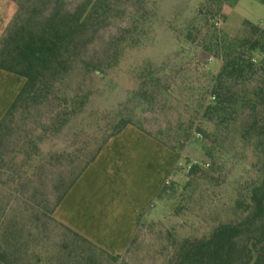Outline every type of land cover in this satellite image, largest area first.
<instances>
[{"label": "trees", "instance_id": "trees-1", "mask_svg": "<svg viewBox=\"0 0 264 264\" xmlns=\"http://www.w3.org/2000/svg\"><path fill=\"white\" fill-rule=\"evenodd\" d=\"M1 1L0 68L25 81L0 120V264H38L41 256L35 250L40 244L30 237L32 228L48 220L62 224L53 216L56 206L107 139L127 124L142 127L121 118L53 202L39 192L35 182L36 171L43 168L36 158L39 138L11 149L7 155L14 113L20 106L48 100L80 69L79 62L84 71L100 68L80 61V56L108 21L112 9L108 0H79L73 8L65 0ZM203 46L221 60L194 112L199 122L195 130L209 160L207 168L192 165L182 187L164 184L156 195L159 200L164 193L176 194L170 214L187 213L189 217L185 223L169 226L157 220L160 264H264V28L244 19L232 36L211 31ZM150 82L148 75L139 90L142 98ZM74 97L63 96L62 104L74 107ZM187 138L185 134L184 141ZM184 144L168 146L181 154ZM248 151L253 157L248 176L233 181L235 194L226 197L224 183L229 169L247 159ZM19 197L25 198L21 206ZM62 225L71 233L75 250L63 252L61 264H99L101 256L118 257ZM25 232L28 237L23 240ZM135 234L127 248L135 241Z\"/></svg>", "mask_w": 264, "mask_h": 264}, {"label": "rangeland", "instance_id": "rangeland-1", "mask_svg": "<svg viewBox=\"0 0 264 264\" xmlns=\"http://www.w3.org/2000/svg\"><path fill=\"white\" fill-rule=\"evenodd\" d=\"M78 1L65 0L69 8ZM108 2L112 9L108 21L80 56V61L100 68L84 71L79 62L80 69L60 84L63 88L46 101L18 107L13 116L7 155L11 149L25 147L30 139L39 138L36 158L43 168L36 171L35 182L39 192L51 202L121 118L138 124L170 146L179 148L185 143V155L169 180L170 185L185 184V165L193 159L207 168L209 159L201 149L203 140L195 130L199 122L194 112L221 60L204 49V39L213 30L232 36L244 19L264 28V3L259 0ZM13 11L14 7L10 13ZM148 75L151 82L145 86L147 95L142 98L139 90ZM65 95L71 100L77 97L74 107L72 103L62 104ZM190 124L193 126L187 130ZM185 134L188 138L184 141ZM252 159L248 151L247 159L229 169L224 183L226 197L235 194L233 181L248 176ZM24 199H17L20 206ZM176 202V194H162L140 220L135 241L127 250L116 259L101 256L99 264H160L157 220L169 226L185 223L189 218L187 213L170 214ZM27 235L25 232L22 239H27ZM30 237L40 244L35 250L41 256L38 264H61L62 253L75 250L71 233L56 221L48 220L32 228ZM63 243L68 246L64 248ZM78 245L84 247L81 242Z\"/></svg>", "mask_w": 264, "mask_h": 264}, {"label": "crops", "instance_id": "crops-1", "mask_svg": "<svg viewBox=\"0 0 264 264\" xmlns=\"http://www.w3.org/2000/svg\"><path fill=\"white\" fill-rule=\"evenodd\" d=\"M0 68V120L24 84ZM185 150L127 124L110 136L56 206L54 217L109 254L122 255Z\"/></svg>", "mask_w": 264, "mask_h": 264}, {"label": "built area", "instance_id": "built-area-1", "mask_svg": "<svg viewBox=\"0 0 264 264\" xmlns=\"http://www.w3.org/2000/svg\"><path fill=\"white\" fill-rule=\"evenodd\" d=\"M197 163H198L197 160H195V159L191 160L189 163H187L185 165L186 166V169L188 170L192 165L197 164ZM180 164H181V162L178 165H180ZM164 184L165 185H168L169 184V180H165L164 181Z\"/></svg>", "mask_w": 264, "mask_h": 264}]
</instances>
